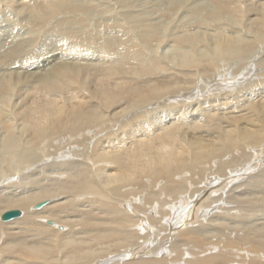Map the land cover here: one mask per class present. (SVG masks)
I'll use <instances>...</instances> for the list:
<instances>
[{
	"label": "bare ground",
	"instance_id": "6f19581e",
	"mask_svg": "<svg viewBox=\"0 0 264 264\" xmlns=\"http://www.w3.org/2000/svg\"><path fill=\"white\" fill-rule=\"evenodd\" d=\"M12 1L22 17L34 18L26 21L27 38L14 24L12 31V23L0 30L10 44L0 45V75L13 76L0 81V185L9 181L10 169L27 183L0 187V264H264V169L255 172L264 165V81L249 82L233 96L264 56V0L197 6L193 13L220 30L211 37L217 57L203 55L205 32L184 26L188 16L182 14L191 7L180 0L147 12L135 9L143 0ZM115 7L125 10L119 19L111 16V25L103 16ZM97 8L102 18L90 31ZM177 13L176 32L163 44L159 27ZM133 16L143 22L138 32L129 23ZM120 19L123 34L106 39L100 29H122ZM115 42L138 63L152 58L154 64L111 61ZM236 56L244 57L241 72L251 62L254 73L208 91L231 93L193 102L208 93L204 86L196 89L179 76L163 88L139 81L170 70L173 59L181 61L177 70L210 71L225 69L223 63L231 65ZM4 86L8 94L18 91L8 106ZM177 98L188 101L163 105ZM104 112L111 121L103 122ZM40 163L42 177L26 180L30 174L22 173ZM248 175L254 177L246 188L227 193ZM44 200L51 201L36 207ZM14 209L21 215L3 221Z\"/></svg>",
	"mask_w": 264,
	"mask_h": 264
},
{
	"label": "rangeland",
	"instance_id": "374dc122",
	"mask_svg": "<svg viewBox=\"0 0 264 264\" xmlns=\"http://www.w3.org/2000/svg\"><path fill=\"white\" fill-rule=\"evenodd\" d=\"M7 1V0H6ZM10 1H12V0H10ZM165 1H167V2H165ZM178 0H143L142 1V4L140 5V6H138V7H135V9L137 8V9H142L143 11H149L150 9H152L151 8V6H153V5H156V4H160V5H162V4H165L166 6H167V4L166 3H170V4H177V3H181L180 1H182L183 3H185L186 4V6H185V8H187V7H191L189 10H188V12L187 11H185L183 14H182V16L183 15H185L186 14V16H188V20L186 19V22H185V27L186 28H188V27H190V26H192L193 25V27L194 26H197V27H195L194 28V30H190V28H189V30H190V33H202V32H205V34H203V43L205 44V47H207L204 51H203V55H207V56H210V55H214L215 57H217V54H216V52L212 49V51H211V49L210 48H212L213 47V45H214V42L211 40V37L212 36H215V35H217L219 32H220V30L218 31V30H215L217 27H216V25H212V26H210V25H208L207 24V20H204V19H206L203 15H202V17H201V13L200 14H194L193 12H195L194 10H198L199 8L197 7V6H202V7H204V6H206V5H210V6H212V4H214V1L213 0H180L179 2H177ZM147 3H148V5H147ZM93 4V3H92ZM159 5V6H160ZM194 5H196V6H194ZM97 6V5H96ZM200 6V7H201ZM103 8V9H105L104 8V6H99V8ZM140 7V8H139ZM196 7V8H195ZM15 8H19V9H21L22 7H19V5H18V3L16 2V1H12V3L10 4V5H8V7H4L3 8V5L1 6L0 5V20L2 21V24H0V25H4V24H6L5 26H3V27H1L0 28V30H4L5 28H10V26H11V23H12V31L15 29L14 28V26H13V24L14 25H16L17 26V29H19V31L22 33V37H24V38H27V36L29 35V34H27V32H28V28H29V25H27V24H30V23H27V22H29V21H33V16H29V15H27V16H25V17H22L21 16V14H20V12H18L17 13V10L15 9ZM92 8H94V5L92 6ZM99 8H97L96 9V11H95V14L91 17V19L90 20H92V24L90 23L89 25H88V29L90 30V31H92V29H95L94 27V25H96L95 24V22H96V20H97V18H102V15H101V13L99 12L100 11V9ZM145 10H144V9ZM148 8V9H147ZM184 8V9H185ZM3 9H5V10H3ZM120 12H119V11ZM122 10V8H119L118 7V9H117V7H115L111 12H109V13H105V15L106 16H103V18L104 17H107V18H110V19H108V23L109 24H113V22H115L114 21V18L113 17H117V15L118 16H120V14H121V12H123L124 10H125V8H123V10ZM118 11V12H117ZM146 11V12H147ZM96 13H98V15L96 16ZM19 18V20L23 23V24H26V25H20L19 24V22L17 21V17L15 16V15ZM22 14L23 15H25V13L24 12H22ZM157 15V14H156ZM155 14H154V16H152L153 18L156 16ZM8 16H10V18H8ZM111 16H113V17H111ZM179 16H181V14H179V13H177L176 15H174V16H172V18H171V20H168L165 24H164V26L163 27H159V32L161 33L160 35H161V37L163 36V38H161V42L163 43V44H166L165 42L167 41V36L168 35H170V33L172 34V33H174V32H176L175 31V27H176V25H177V20H179L180 18H179ZM83 17H85L84 15H82L81 16V18H83ZM96 17V18H95ZM118 18V17H117ZM119 19V18H118ZM232 20H234L233 18H232ZM27 21V22H26ZM124 20L123 19H120L119 20V28H122V29H117V31H114L113 30V28L112 27H110V28H112V29H108V31L106 32L105 30H107V28H105V27H103L102 29H100V33H102L103 35H105V38L106 39H108L107 38V35L109 36L110 34H113V33H118V35L120 36L121 34H123L122 33V31L125 29V23L123 22ZM130 22V25H133V26H137V27H135L136 28V30H137V32H138V30L140 29V27H142V24H143V22L142 23H140V17H131V20H129ZM170 21V22H169ZM235 21V20H234ZM243 22V20H242V17H241V19H240V22ZM94 22V23H93ZM241 22V23H242ZM150 23V22H149ZM202 23H205V25H204V28L203 29H200V27H202V25H200V24H202ZM170 24V25H169ZM174 24V25H173ZM198 24H199V26H198ZM234 25H237V24H235V23H233ZM92 25V26H91ZM159 25V24H158ZM227 25V24H226ZM91 26V27H90ZM231 28L233 27V28H235L234 26H232V25H229ZM99 28V27H98ZM177 29V28H176ZM180 29H182V28H180ZM238 29L240 30V27L238 26V27H236L235 28V30H237L238 31ZM16 30V29H15ZM245 31V30H244ZM226 33H229V34H232L233 32L231 31V30H226ZM130 34H132L133 35V32H130ZM178 34L180 35V33L178 32ZM90 35H92V33L90 34ZM237 35V34H236ZM36 36V35H35ZM218 36V35H217ZM110 37H112L111 35H110ZM174 37V36H173ZM209 37V38H208ZM71 37L69 36V38H67L66 40H68V39H70ZM134 38H135V34H134ZM216 38V37H215ZM214 38V39H215ZM8 41V39H0V45H2V47L3 48H7L8 46H10V44H8V45H5V42H7ZM164 41V42H163ZM259 41V40H258ZM47 42V41H46ZM45 42V43H46ZM63 42V41H62ZM161 42H159L160 44H162ZM56 43H59V41H57ZM65 43V42H64ZM60 44H61V41H60ZM118 43H114V47L113 48H111L110 50H109V53H111V61H114V62H118V61H122V59L121 58H124V60L125 59H128V60H131L133 63H138V61H137V58H131V56H129L127 53H126V55H125V51H124V47H122V46H118L117 45ZM171 44H173V43H171ZM170 44V45H171ZM50 45V44H49ZM45 46V45H44ZM158 45H156L154 48L156 49V47H157ZM262 45L261 44H259L257 41H256V43H255V47H257L258 49H259V47H261ZM46 48H48V49H50L48 46H45ZM263 47H264V45H263ZM23 49H26V50H28V51H30V52H32V51H35L36 50V47H35V45H30L29 47H26L25 45L22 47ZM21 48V49H22ZM46 48H45V51H46ZM114 48H116L117 50H115ZM171 47L170 46H168V45H166V50L168 51V49H170ZM257 49V50H258ZM177 49L174 47V50L173 51H176ZM20 51H22V53L23 52H27V51H25V50H20ZM166 51V52H167ZM191 52V51H190ZM148 54H151V56H154V54H152V53H148ZM262 54H264V50H263V53ZM123 55H125V56H123ZM158 57H160L159 56V54L157 55ZM156 56V57H157ZM25 56H23L22 58H21V60L24 58ZM237 57V59L231 64V65H225V63H223V65L225 66V69H219V68H214L213 70H210V71H205V70H203V69H196V68H193V69H190V68H187V67H184V69H182V70H180L179 68H178V70H177V68H175V66L176 67H178V65L181 63V61H180V59H171V58H169V59H171L172 61H171V63H172V65L174 66L173 68H171L170 70H167L165 73H159V72H149L147 75H145L144 77H142L140 74V76H141V78H140V80L139 81H144V82H146L145 83V85L146 86H153V87H157V86H160L161 88H163V83H165V84H168V83H170L171 81H173L174 79H175V77H177V76H179V77H182V78H184V80L186 81H188V82H190V85H192V86H195V88L196 89H198L199 88V86H204V89L206 90V93L210 90V85H215L216 86V84H218V85H220V84H222L223 86L224 85H228V84H233V83H236V84H240V83H243L244 82V78H245V76H249L248 74L251 72V73H254V71H253V67L251 66V62H249V64H248V67L246 68V70H244L243 72H241L242 70H241V65H242V61L244 60L243 58L244 57H238V56H236ZM264 56H261V57H258L256 60H255V62L254 63H256V65L257 66H260V68H259V71L256 73V74H258V73H260L261 74V72H264V66H262L263 64H264ZM141 61L138 63V64H134V67L135 68H137V67H140V66H142V67H144L145 65L147 66V65H152V64H154L152 61V58H149L148 60H145V61H143L142 60V58L140 59ZM168 60V59H167ZM251 60V59H250ZM126 61V60H125ZM101 61H86V60H84V63H86L87 65H90V64H99ZM101 63H104V62H101ZM100 63V64H101ZM126 66H127V64H126ZM128 66H130V64L128 65ZM254 66V65H253ZM227 68H229V71L227 72L226 70H228ZM255 68V67H254ZM237 70H240V72L237 74V76H234V71H237ZM256 70V69H255ZM5 71H8V70H5ZM95 69H92L90 72L91 73H95ZM3 73V72H2ZM232 74V75H231ZM255 74V75H256ZM255 75H253V76H255ZM5 76V77H4ZM0 75V81L1 80H3V79H5L6 78V81L8 80L7 78H9V77H13L12 76V74L10 73V76H6V75ZM252 76V77H253ZM238 77V78H237ZM252 77H250L249 79V81H247V82H245L244 84H241V86H239L238 88H236V87H234L233 89V91H234V95L233 96H236V95H238V94H240V93H238V91H240V90H242V91H244L247 87V84L249 83V82H252V81H264V75L262 76V77H254V78H252ZM231 78H233V80H235V81H233V80H231ZM59 79V77H57V80ZM63 79V78H62ZM253 79V80H252ZM5 81V82H6ZM62 81V80H61ZM217 81V82H216ZM214 83V84H213ZM185 83H182L181 85H184ZM4 87H6V86H4ZM235 88H236V90H235ZM7 87L4 89V94L6 95V104H5V106H8V104H9V100L11 101V102H13L14 100H16L17 99V92L18 91H16V90H13L11 93H9L8 94V91H7ZM229 91V92H228ZM171 92V91H170ZM225 94V93H231V90H225V91H220V90H215V91H211V92H208L207 94H205L203 97H201V98H196V99H194L193 100V102L194 101H197V99L199 100V99H203V98H206L207 96H208V98L209 97H214V96H216V95H220V94ZM244 95H245V93H244ZM163 96H165V95H163ZM241 97V96H240ZM16 98V99H15ZM195 98V97H194ZM188 101V99H186V98H177V99H173V100H171V101H168V102H164V104L163 105H170L171 103L172 104H175V105H178V106H181V105H183V104H180V102L181 101ZM162 102V99L160 100V103ZM216 103H218V102H216ZM247 104H249V102H247ZM127 104L125 103V107H127L126 106ZM158 106V105H157ZM249 106H250V104H249ZM154 107H156V106H154ZM153 107V108H154ZM10 108H11V106H10ZM121 109V108H120ZM119 109V110H120ZM187 110H188V105H187V108H186ZM112 110V109H111ZM149 110V109H148ZM195 110V109H194ZM216 111H218V112H221V110H215V112ZM169 112H171V110L169 111ZM173 112V111H172ZM104 115L105 116H102V120H103V122H106L107 120L108 121H111V118L108 116V114H107V112H104ZM108 117H107V116ZM187 118V117H186ZM112 119H113V121H114V119H116V117L115 116H112ZM175 120L176 119H172L171 120V122L169 123V124H172L173 122H175ZM103 124V123H102ZM22 143H25V138H22L21 140H20ZM65 142L66 141H64L62 144L63 145H65ZM1 148V150H3V148H2V146L0 147ZM83 158V157H82ZM73 159H75V160H78V161H83V159L81 160V159H79V158H73ZM63 159H59V161H62ZM53 161H55L56 162V160L54 159ZM6 164V163H5ZM43 163H40V164H37V165H35V166H31V168H30V171L29 172H24V173H22V175H24V174H30L29 175V177L27 176V179L26 180H32L33 178H35V179H39V178H41L42 177V175H43V171L44 172H46L45 170H44V168H42V165ZM33 165V164H32ZM4 166V165H3ZM262 169H264V165H262L261 167H259L255 172H260V170H262ZM12 169H10L9 171H8V174L10 173V175H11V177H10V179H9V181L8 182H6V183H3L2 185H0V187H4V185L5 186H7V185H12L11 183H13V182H15V183H13V184H16V183H18V184H26L27 182H24L23 180H21V178L19 179V178H17L16 176H15V174H17V173H15V174H13L14 173V171L12 170ZM254 172V173H255ZM254 173H252L253 175H254ZM47 174V173H46ZM34 175V176H33ZM48 175H49V173H48ZM37 176V177H36ZM252 175H248V176H246L243 180H242V182H240L239 184H240V186H232L229 190H228V192L227 193H229L230 195H233L234 193L236 194L237 193V191H239L240 189H243V187L244 188H246V186L248 185V183H250V181L248 182V177L250 178ZM12 177H13V179H12ZM254 176H252L251 178H253ZM247 178V179H246ZM15 180V181H14ZM11 181V182H10ZM23 182V183H22ZM243 183V184H242ZM246 185V186H245ZM231 190V191H230ZM233 191V192H232ZM231 192V193H230ZM45 201V200H44ZM43 201V202H44ZM49 201H51V200H49ZM48 201V202H49ZM38 205V204H37ZM14 210H18V209H14ZM51 222V221H50ZM232 224V223H231ZM235 224H237V223H235ZM235 224H234V226H235ZM233 225V224H232ZM172 242V241H171ZM166 255H163V256H161V257H165Z\"/></svg>",
	"mask_w": 264,
	"mask_h": 264
},
{
	"label": "water",
	"instance_id": "95a60500",
	"mask_svg": "<svg viewBox=\"0 0 264 264\" xmlns=\"http://www.w3.org/2000/svg\"><path fill=\"white\" fill-rule=\"evenodd\" d=\"M47 203H48V201L41 202L36 207L41 208L43 205H46ZM20 215H21L20 210H10L8 212H5L1 218L3 221H9V220H12V219L20 216ZM50 223H52V222H50Z\"/></svg>",
	"mask_w": 264,
	"mask_h": 264
}]
</instances>
